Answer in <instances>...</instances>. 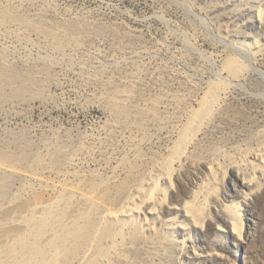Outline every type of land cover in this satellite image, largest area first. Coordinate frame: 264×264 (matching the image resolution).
I'll use <instances>...</instances> for the list:
<instances>
[{
	"label": "rangeland",
	"instance_id": "374dc122",
	"mask_svg": "<svg viewBox=\"0 0 264 264\" xmlns=\"http://www.w3.org/2000/svg\"><path fill=\"white\" fill-rule=\"evenodd\" d=\"M77 223L63 264H264V0H0V260Z\"/></svg>",
	"mask_w": 264,
	"mask_h": 264
},
{
	"label": "bare ground",
	"instance_id": "6f19581e",
	"mask_svg": "<svg viewBox=\"0 0 264 264\" xmlns=\"http://www.w3.org/2000/svg\"><path fill=\"white\" fill-rule=\"evenodd\" d=\"M242 46H243V44H241V47ZM241 67L242 66L240 65L239 62H236V61H228L226 64H224L223 70L226 73L227 77H229L230 79H239L241 77V74H242V68ZM223 87L221 85H217V84L211 87V89H210V96L208 97V101L206 102V105L204 104L205 105V108H204L205 109V112H204V114H208L212 110V108L215 107L218 104V101H219V99L221 97V94L224 92ZM200 120H202V119H200ZM200 120L198 121V125L200 124L199 123ZM192 123H194V122H192ZM190 129H188V130H190ZM196 129H198V127H196ZM182 135H184V133ZM184 136H183V138H184ZM188 141H190V140H188ZM176 151H179V150H176ZM180 152H182V151H180ZM168 166L165 168V171L169 169ZM162 174L161 175L159 174L160 176L158 177V181L161 178ZM155 184H158V183H155ZM155 186L156 185L153 184L151 186V188H150V191H149L148 196L147 197L145 196L146 198L144 197L145 198V203L148 202L149 200H151L153 198V195H154L155 190H156ZM145 192H148V191L145 190ZM139 194H140V192L138 191V189L135 190L129 196V198L127 199V202L123 205V209H128V208L132 207V206H130L131 202ZM56 200H57L56 203H59V201H60L59 198H57ZM193 201H191V202H193ZM191 202H186L185 205H187V204H189ZM138 207H140V206H138ZM54 209H55L54 206H50L49 208H47V211H52ZM151 210H154V208H151ZM191 218L192 219H195L194 216H192ZM57 224H59V220L56 219V218H54V217H50V216H48V217H39L36 220H34V222H33V225L34 226L30 230V233L27 236H24L22 239H20L19 242H22V241L30 242V240H33V239H36L37 238V234L38 233L43 232V231L44 232H49ZM82 232L83 233L86 232V224H79V223H77V224L71 226L70 228H67V229L62 230V232H60V233L54 234L53 237H52V239H51V241L49 243H47L46 245L42 246L41 249L36 244L25 245V246H23V251H22L24 253L21 256L6 254L5 255V258L3 260H0V261H4V262H0V264H63V263H66L68 261V259H69V256L67 254H65L66 253V247H67V245H68V247H72L74 245V242L77 240L78 236L83 234ZM31 238H33V239H31ZM73 249H75V247ZM6 253H8V252H6Z\"/></svg>",
	"mask_w": 264,
	"mask_h": 264
}]
</instances>
